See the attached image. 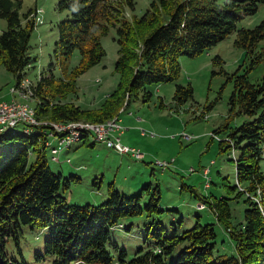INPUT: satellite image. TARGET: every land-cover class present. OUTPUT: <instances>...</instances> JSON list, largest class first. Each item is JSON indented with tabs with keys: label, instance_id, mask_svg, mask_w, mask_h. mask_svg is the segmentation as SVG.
<instances>
[{
	"label": "trees",
	"instance_id": "obj_1",
	"mask_svg": "<svg viewBox=\"0 0 264 264\" xmlns=\"http://www.w3.org/2000/svg\"><path fill=\"white\" fill-rule=\"evenodd\" d=\"M260 2L264 0H151L142 15L128 18L125 11L134 9V0H56L55 10L67 15L55 25L48 74L39 72L33 86L30 84L31 97L37 100L35 119L50 123L96 124L115 115L119 118L118 110L128 105L131 96L142 92L143 101L150 98V92L145 91L150 84L175 82L172 97L181 105L192 98L193 88L189 82H177L179 57L197 56L236 32L233 43L244 50L248 63L242 73L237 68L226 74L233 82L226 120L238 116L242 121L234 126L225 121L214 132L226 133L218 142L223 151L231 150L235 178L241 187L236 197L245 195L242 223L232 226L223 199L201 197L217 213L234 252L214 253L213 224H200L197 219L190 229L167 235L156 222L152 232L146 231V237L154 239L153 249L143 252L139 248L130 259L122 249L114 261L105 248L110 242L109 228L123 217L160 212L158 185L143 184L138 194L126 196L111 181L103 202L68 203L60 191L80 178L54 173L48 166L45 149L50 147L51 152L57 140L51 138L56 144L46 146L45 126L27 130L19 124L0 129V144L6 145L0 150V264H27L8 258L4 252L9 237L18 246L22 225L46 229L43 254L35 257L51 256L52 264H264V76L258 83L247 78L248 72L264 63V20L252 28L237 26L241 15L254 14ZM19 6L20 0H0V18L6 21L0 33V64L14 76L15 86L28 77L30 36L36 25V14L32 10L20 13ZM110 27L116 31L114 71L119 75L118 83L98 109L82 108L67 97L77 91L78 77L105 56L101 37ZM75 51L79 60L68 69L67 61ZM55 67L60 69L59 76L53 72ZM211 107L209 104L207 109ZM88 136L96 141L90 132L80 141ZM144 195L147 201L141 205ZM176 247L175 259L166 263V256Z\"/></svg>",
	"mask_w": 264,
	"mask_h": 264
},
{
	"label": "rangeland",
	"instance_id": "obj_2",
	"mask_svg": "<svg viewBox=\"0 0 264 264\" xmlns=\"http://www.w3.org/2000/svg\"><path fill=\"white\" fill-rule=\"evenodd\" d=\"M150 1L134 0V9H127L126 16L131 18L134 14L142 15ZM55 3L56 0H20V13L32 10L36 14L33 16L36 25L31 33L28 49V55L32 58L31 67L26 69V79L31 85L37 80L39 72L48 74L50 55L57 35L55 25L67 15L65 11L55 10ZM263 20L264 2H260L254 14L241 15L237 26L252 28ZM5 28L6 21L0 18V33ZM235 37L236 32H232L197 56L179 57L181 72L177 82H189L193 88L192 98L183 104L178 105L172 97L175 82H167L147 85L145 91L151 94L147 101H143L140 92L137 97L131 96L128 105H123L118 110L120 125L125 133L121 139L143 152L144 159L138 160L126 154H119L106 148L102 141L93 142L91 136L70 145L69 148L60 146L54 155L51 154L50 147L45 149L47 164L54 173H61L63 176L76 175L80 178L79 182L71 183L67 190L60 191L71 204L96 205L103 202L107 199V184L111 181L114 188L126 196L138 194L143 184L158 185L160 212L149 216L143 214L123 217L118 224L109 228L110 242L105 248L114 261H117L122 249L126 251V259L133 257L139 248H142L143 252L153 249L154 239L152 235L147 238L146 231L149 229L152 232L156 222L163 226L167 235L180 234L190 229L197 219L200 224H213L216 233L214 253L234 252L230 237L223 231L222 223L216 219L217 213L212 211L201 197L206 196L210 201L223 199L228 205L229 222L232 226L238 227L242 223L246 207L245 195L236 197L241 187L235 178V163L231 158V150L223 151L218 142L226 133L214 132L226 122L234 126L242 121L238 116L226 120L230 113L229 98L233 90V82L227 80L226 74L234 72L237 68L239 73H242L248 63L244 50L234 45ZM115 38V27H110L107 34L101 37L105 56L78 77L77 91L68 95L69 101L79 104L82 108L98 109L105 97L116 88L119 75L114 71L118 48ZM78 60L79 53L75 51L67 61L68 69L75 66ZM53 72L57 76L60 75L58 67H55ZM263 76L264 63L256 65L247 74L251 83L260 82ZM27 83L21 84V87L15 86L14 76L0 64V100L12 99L20 105L24 104L21 109L30 114L37 100L25 95L21 89ZM17 88L21 93L15 95ZM209 104H212V107L207 109ZM201 114L207 117L200 116ZM115 118L119 119L115 115L103 122L115 121ZM37 122L42 126L51 124L47 121ZM142 129L153 132L154 135L141 136L139 133ZM122 131L114 134L119 135ZM51 142L56 144L54 140ZM5 147L6 145L0 144V150ZM156 161L171 164L162 169L155 164ZM261 165L264 167V159ZM203 167H208V176H204ZM94 180L96 183H93ZM128 185L131 186L129 189L126 187ZM146 201L147 196L144 195L140 204L144 205ZM201 204L204 207H199ZM47 237L46 229L22 225L18 246L13 238L9 237L5 241L4 252L8 258L17 262L24 260L27 264H52L51 256L44 255L43 259L35 257L36 254H43ZM178 250L179 247H176L166 256L165 262L174 260Z\"/></svg>",
	"mask_w": 264,
	"mask_h": 264
},
{
	"label": "built area",
	"instance_id": "obj_3",
	"mask_svg": "<svg viewBox=\"0 0 264 264\" xmlns=\"http://www.w3.org/2000/svg\"><path fill=\"white\" fill-rule=\"evenodd\" d=\"M203 117H207V115H203ZM24 125L25 129H33L34 127L28 123V121L25 120L22 109L18 108L16 106V103L13 102L12 99L10 100H3L0 102V129L6 126L10 125ZM45 130L48 134V140L56 139L57 140V146H60V144H67L72 143V139L66 138V139H58L56 137V130L51 129V127H45ZM124 128L120 125V120L118 119L116 123L112 126L110 130H107L105 132H93L96 139L103 140V144L113 151H116L119 154H126L129 155L135 159H142L144 157V153L141 152L138 148L125 144L121 142L119 135L123 132ZM122 131L119 135H115V132ZM140 134L142 136H148L152 137L154 134L153 132L146 131L145 129H142L140 131ZM51 154H56V147L51 148ZM54 158V156L52 157ZM155 164H157L158 167L165 169L167 168L171 162L166 161H156ZM194 171V169H190V171ZM202 172L204 173V176H206L209 172L208 167H203ZM208 176V175H207ZM206 182L208 181L205 178ZM199 207H204L203 204L199 205Z\"/></svg>",
	"mask_w": 264,
	"mask_h": 264
},
{
	"label": "bare ground",
	"instance_id": "obj_4",
	"mask_svg": "<svg viewBox=\"0 0 264 264\" xmlns=\"http://www.w3.org/2000/svg\"><path fill=\"white\" fill-rule=\"evenodd\" d=\"M24 83H27V84L25 86H23V88H21V89L25 92L24 93L25 95L31 97V89H30L31 85L29 84V81L27 79L22 80L20 82V84L17 85V87H21V84H24ZM17 89L19 91H16ZM17 89L16 90L14 89L15 90V93H14L15 95L21 93L20 89L19 88H17ZM0 102H1V100H0ZM13 102L16 103V106L18 108H20V109L24 105V104L20 105L14 100H13ZM28 108H29V106H28ZM33 111L31 110V113L29 114V113H26V110H24V111L22 110V114H23L25 120L28 121V123L31 124L33 127L34 126H41L40 123H38L37 120L35 119V114H34ZM116 121L117 120L115 119V121H109V122L106 121L105 123L103 122V123H96V124H89V123H82V122H75V123L72 122V123L66 124V123H59V122L56 123L55 122V123H51V124H49V126H45V127H51V129L56 130V137L58 139H66V138L72 139V143L60 144V145H63L65 147H69L70 145L79 142L80 139L82 138V136L85 133H89V132L91 134H93V138L95 140L103 142V140L96 139L93 132H105L107 130H110L112 128V126L116 123ZM15 126L16 125H10V126L3 127L1 129L12 128V127H15ZM27 130H32V129H27ZM42 131L44 132V136L46 137L45 145L49 146L51 142H50V140H48L47 131L46 130L45 131L42 130ZM59 147L60 146L56 147V153L59 150Z\"/></svg>",
	"mask_w": 264,
	"mask_h": 264
},
{
	"label": "crops",
	"instance_id": "obj_5",
	"mask_svg": "<svg viewBox=\"0 0 264 264\" xmlns=\"http://www.w3.org/2000/svg\"><path fill=\"white\" fill-rule=\"evenodd\" d=\"M79 105V104H78ZM140 119V118H139ZM119 120H120V118H119ZM125 133H124V131L122 132V134L120 135V140H121V142L123 141L122 139H121V136L122 135H124ZM140 134V133H139ZM141 135V134H140ZM142 136V135H141ZM87 138V137H86ZM84 140V139H83ZM83 140H81V141H83ZM80 141V142H81ZM93 142H94V140H93ZM79 143V142H78ZM102 143V142H101ZM123 143H127V142H125V141H123ZM128 144V143H127ZM92 145H93V143H92ZM129 145V144H128ZM106 147V146H105ZM107 148V147H106ZM109 149V148H108ZM58 152V151H57ZM106 153V152H105ZM106 154H109V152H107ZM142 159H144V158H142ZM78 169H79V167H78ZM127 187V189H129L131 186L130 185H128V186H126Z\"/></svg>",
	"mask_w": 264,
	"mask_h": 264
}]
</instances>
